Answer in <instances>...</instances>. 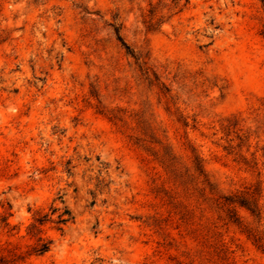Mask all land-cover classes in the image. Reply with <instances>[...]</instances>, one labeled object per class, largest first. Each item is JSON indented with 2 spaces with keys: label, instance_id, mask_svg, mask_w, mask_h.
<instances>
[{
  "label": "rangeland",
  "instance_id": "1",
  "mask_svg": "<svg viewBox=\"0 0 264 264\" xmlns=\"http://www.w3.org/2000/svg\"><path fill=\"white\" fill-rule=\"evenodd\" d=\"M257 184L264 0H0V257L42 217L20 264H264L216 205Z\"/></svg>",
  "mask_w": 264,
  "mask_h": 264
},
{
  "label": "trees",
  "instance_id": "2",
  "mask_svg": "<svg viewBox=\"0 0 264 264\" xmlns=\"http://www.w3.org/2000/svg\"><path fill=\"white\" fill-rule=\"evenodd\" d=\"M114 30L117 36L118 41L121 43L123 48L125 49L126 53L128 55H131L136 62L139 63V67L141 71L149 75L150 68L146 66V61L144 59H141L138 55H136L135 51L132 49L131 45L128 44L125 39L122 37L120 33V27L114 26ZM161 161L165 165L167 169L171 172V175L173 174L175 176V170H176V164L174 162V158L170 157L168 154H161ZM195 170L198 172L199 176L204 177V181L210 186L211 190L212 185L210 184L207 175L205 173V170L201 164V162L198 160L197 157H195ZM262 198V188L260 187V184L245 187L243 190L236 191L232 194H226V195H220L216 199V205L219 208H223L227 211L229 221L234 223H241L242 218L238 214V208H243L247 212H249L250 216H252L258 223L261 224V222L264 220V204H260V200ZM68 214V217L66 215ZM60 223H66L73 217L71 216V213L67 211V213H61L58 216ZM3 222L5 225H9L7 218L3 216ZM45 218L39 217L36 219V221L31 225L30 227V233L33 236H37L38 243L32 247L30 251H27L25 253L22 252H15L13 251L9 256H1L0 257V263L1 264H20L21 261H23L26 258V255L30 254H43L50 250L52 241H46L43 239L42 236H39L41 232L40 226L44 223ZM244 232L247 234L248 238L253 241V243L260 249L264 251V230L259 231L250 224H247L245 226Z\"/></svg>",
  "mask_w": 264,
  "mask_h": 264
}]
</instances>
